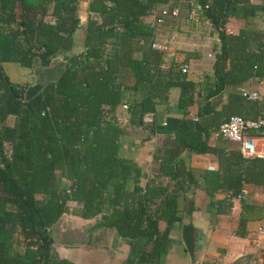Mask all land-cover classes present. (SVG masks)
Returning a JSON list of instances; mask_svg holds the SVG:
<instances>
[{"label": "trees", "instance_id": "16d2710c", "mask_svg": "<svg viewBox=\"0 0 264 264\" xmlns=\"http://www.w3.org/2000/svg\"><path fill=\"white\" fill-rule=\"evenodd\" d=\"M81 1L0 0V264H75L53 248L54 229L67 213L98 217L99 226L112 228L127 244L121 264H161L171 226L194 210L188 193L197 177L183 151L215 157V167L198 175L214 215L229 214L245 184L263 195L260 203L238 199L233 235L244 237L246 223L264 217V156L245 158L237 146L209 138L230 115L264 119V97L230 91L218 109L210 99L229 85L264 79V30L255 23L264 18V0H191L196 20L207 22L216 38L212 73L201 82L181 71L183 62L161 66L154 26L144 20L157 23L153 15L164 5L181 7L187 18L189 0H86L83 23ZM3 62L32 70L41 88L26 100L28 84L11 82ZM172 87L181 116L169 120L172 133L153 155L167 182L142 184L140 166L119 153L115 110L127 102L130 122L165 126L156 123L157 107L167 109ZM56 175L68 185L60 187ZM229 264H264V248Z\"/></svg>", "mask_w": 264, "mask_h": 264}, {"label": "crops", "instance_id": "0c3cea01", "mask_svg": "<svg viewBox=\"0 0 264 264\" xmlns=\"http://www.w3.org/2000/svg\"><path fill=\"white\" fill-rule=\"evenodd\" d=\"M81 3L86 17V0H82ZM173 6L178 9L177 15L166 17L162 23H153L152 16H147L144 20L154 26V47L163 51L161 66L167 68L171 63L183 62L187 66V77L194 82H201L204 74L212 73V45L216 38L211 33L207 22L189 21L181 7ZM84 20L85 18L80 22L83 23ZM255 23L258 29L264 30V18H256ZM232 24H236V21L234 20ZM74 39L75 49L79 50L81 29L75 32ZM240 88H249L256 91L259 97H264V79L259 82L247 80L238 86H227L222 93L210 99L211 105L218 109L225 102L228 92ZM130 95H134V93ZM177 95V88L169 89L167 109L159 106L156 114V123L159 125L164 123L165 126H158L152 130L147 126L142 127L130 122V109L127 102L121 103L115 110V119L122 128L119 138V153L132 158L140 166L143 172L142 184L148 179L162 184L167 182L166 177L158 176V164L153 159V155L160 153L165 139L172 133L169 128V120L181 116V111L176 107ZM138 97L139 94L135 93L134 99H138ZM196 110V104L189 106V116H195ZM263 131L264 127L257 131L248 130L247 133L260 135ZM215 143L237 146L235 142L218 140L216 137L210 136L209 144L214 145ZM181 158L184 159L185 165L193 175L197 177L196 186L188 193V197L192 198L194 210L189 215L184 214L181 222L171 226L169 244L161 259V264H190L189 256L180 236V228L185 223L192 224L197 229L195 264H228L250 250L249 242L252 234L256 233L257 236L264 238V234H261L264 232L261 228L264 227V217L260 220L248 221L245 226L247 234L244 237L233 235L234 220L239 212V203L235 206L234 202L238 200H233L229 214L214 215L202 190L201 179L198 178L201 170L215 167V157L211 154H188L183 151ZM63 185L67 186L68 184L66 182ZM252 190H255L253 185H243L242 197L250 198L251 194L249 193ZM215 197L221 198L222 194H216ZM262 199L261 193L255 196L253 194L250 198L251 201L259 203L262 202ZM67 214L62 215L54 229L56 235H54L53 248L59 256L75 264H121L127 252V244L117 236L112 228L99 226L97 224L98 217L83 219ZM61 220H65V222ZM195 221L202 224L203 227L199 228L194 223ZM68 222L71 225L65 224ZM159 228H163V223L159 224Z\"/></svg>", "mask_w": 264, "mask_h": 264}, {"label": "built area", "instance_id": "2783aa9c", "mask_svg": "<svg viewBox=\"0 0 264 264\" xmlns=\"http://www.w3.org/2000/svg\"><path fill=\"white\" fill-rule=\"evenodd\" d=\"M189 9L187 12V19L191 21L196 20L197 11L196 5L189 0ZM178 12L177 7H168L164 5L159 9L157 15H153L154 21L157 23L163 22L164 18L169 15L176 16ZM154 46V44H153ZM181 71H186L187 66L180 64ZM240 93L247 98L255 99L258 93L249 88H240ZM151 114L143 115V120L151 121ZM264 127V119H246L238 115H230L224 120L218 128L212 131V137H222L226 140L235 142L242 157L251 158L254 156H264V131L260 135L248 134V130H259ZM211 168V167H209ZM242 198L241 193L236 196V199Z\"/></svg>", "mask_w": 264, "mask_h": 264}, {"label": "rangeland", "instance_id": "374dc122", "mask_svg": "<svg viewBox=\"0 0 264 264\" xmlns=\"http://www.w3.org/2000/svg\"><path fill=\"white\" fill-rule=\"evenodd\" d=\"M82 6H83V4L80 2L79 10H78V15L80 17V20H83L85 18V11H84ZM2 68L4 69L5 73L7 74L9 80L11 82H13V83H27L28 85L33 83V82L34 83H41V82H39V81H41V80H39V77L32 74V70H30L29 68L20 66L16 62H3L2 63ZM5 122L8 123V124H11L13 122V117L12 116H8L7 119L5 120ZM55 180H56L57 184L60 187H66V185H63V183H66V182L59 175H56V179ZM249 194H251L250 198H252L253 194L255 196V195L260 194V192L258 190H252L251 193H249ZM250 198L246 196L244 199L250 200ZM234 203H235V206H237L238 201H235ZM61 221L65 222V220L64 221L61 220ZM194 223L199 228L203 227L202 224H198L196 221ZM65 224L71 225V223H69V222L65 223ZM74 224L75 223L73 222V225ZM261 228H263V231H264V227H261ZM261 234L263 235L264 232L261 233ZM250 240L251 241L249 243L251 244V248H250V250L248 252H246L244 254L252 253L254 255H257L259 253V250L264 248V238H261V237L257 236L256 233H254V234L251 235ZM251 262H253V260H251Z\"/></svg>", "mask_w": 264, "mask_h": 264}, {"label": "water", "instance_id": "95a60500", "mask_svg": "<svg viewBox=\"0 0 264 264\" xmlns=\"http://www.w3.org/2000/svg\"><path fill=\"white\" fill-rule=\"evenodd\" d=\"M42 83H31L27 85L24 91V98L28 100L41 88ZM197 229L189 223L182 224L180 228V236L185 247V250L189 256L190 264H195V252L197 243Z\"/></svg>", "mask_w": 264, "mask_h": 264}]
</instances>
